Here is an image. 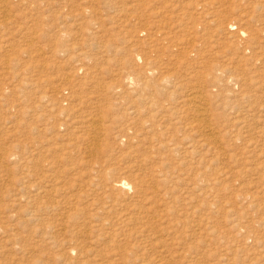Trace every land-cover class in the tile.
Segmentation results:
<instances>
[{
	"label": "rangeland",
	"instance_id": "rangeland-1",
	"mask_svg": "<svg viewBox=\"0 0 264 264\" xmlns=\"http://www.w3.org/2000/svg\"><path fill=\"white\" fill-rule=\"evenodd\" d=\"M152 263L264 264V0H0V264Z\"/></svg>",
	"mask_w": 264,
	"mask_h": 264
},
{
	"label": "bare ground",
	"instance_id": "bare-ground-1",
	"mask_svg": "<svg viewBox=\"0 0 264 264\" xmlns=\"http://www.w3.org/2000/svg\"><path fill=\"white\" fill-rule=\"evenodd\" d=\"M231 27H232V26H231ZM233 29H234V28H233ZM237 33H238V32H237ZM240 34H241V35H244V32H240ZM193 94H194V93H193ZM188 95H189V94H188ZM199 95H200V94H199ZM199 95H198V96H199ZM189 98H190V97H189ZM198 98H199V97H198ZM202 101H203V100H201V102H202ZM192 102H194V101H192ZM199 102H200V101H199ZM201 104H202V103H201ZM201 104H200V105H201ZM192 105H193V104H192ZM200 105H199V107H200ZM201 106H203V105H201ZM195 107H196V110L200 109L199 107H197V105H196ZM201 108H202V107H201ZM194 109H195V108H194ZM200 110L203 111V110H205V109L202 108V109H200ZM201 111H200V112H201ZM198 112H199V110H198ZM203 112H204V111H203ZM203 112H202V113H203ZM202 113H201V114H202ZM90 117H91V116H90ZM195 119H196V118H195ZM204 119H205V118H204ZM90 122H91V121H90ZM203 122H204V121H203ZM204 125H205V124H204ZM90 126H92V124H91ZM93 126H94V125H93ZM98 126H99V125H98ZM201 126H202V125H201ZM96 127H97V126H96ZM204 128H205V127H204ZM92 129H93V128H92ZM203 130H204V129H203ZM98 131H99V130H98ZM98 133H99V132H98ZM206 136H207V135H206ZM209 138H210V137H209ZM95 140H96V139H95ZM210 140H211V139H210ZM200 141H201V140H200ZM205 141H207V143H208V140H205ZM205 141H204V142H205ZM214 141H215V140H214ZM93 143H94V142H93ZM200 143H201V142H200ZM211 143H212V141H211ZM208 144H209V143H208ZM199 145H200V144H199ZM203 145L206 146V144H202V146H203ZM202 146H201V147H202ZM205 146H204V147H205ZM207 147H209V146L207 145ZM117 184H119V185H121V186H124V187L128 186V183H127L126 181H123V180H119V181L117 182ZM39 189H40V188H39ZM142 209H143V208H142ZM140 212H141V211H140ZM142 212H143V211H142ZM144 212H145V211H144ZM138 214H139V213H138ZM140 214H141V213H140ZM142 214H144V213H142ZM142 214H141V215H142ZM75 217H76V216H75ZM160 217H161V216H159V214H158V219H156V220H159V221H160ZM68 218H69V216H68ZM143 218H145V223H142V224H143V225L145 224V225L142 226V227H144V229L146 228L145 230H147V228H152V226H155V225L149 226V223H148L149 218H148V216H147L146 213H145V215H143ZM132 219H134V218H132ZM65 220H66V219H65ZM70 220H73V219H70ZM161 220H163V219H161ZM131 221H132V220H131ZM141 221H142V219H141ZM143 221H144V220H143ZM132 223H133V222H132ZM140 226H141V224H140ZM138 227H139V226H137V228H138ZM137 228H136V229H137ZM141 229H142V228H140L139 230H137V232H139ZM159 229H161V228H159ZM162 230H163V229H162ZM195 230H197V229H195ZM137 232H135V233H137ZM144 232H145V231H144ZM198 232H199V230H198ZM222 232H223V231H222ZM201 233H202V232H201ZM201 233H199V234H201ZM133 234H134V232H133ZM187 234H188V233H187ZM138 235H139V234H138ZM184 235H185V234H184ZM188 235L190 236V234H188ZM134 236H135V235H134ZM179 238H180V236H179ZM175 240H176V239H175ZM156 243H157V242H156ZM149 244H150V243H149ZM153 245H154V243H153ZM150 248H152V247H150ZM154 248H155V247H153V250H154ZM254 254H256V253H254ZM259 254H260V253H259ZM252 255H253V254H252ZM257 255H258V254H256L255 257H258ZM259 256H260V255H259ZM252 258H253V257H252ZM249 259H251V258H249ZM257 259H258V258H257ZM141 260H143V259H141ZM159 260H160V259H159ZM251 260H252V259H251ZM253 260H254V259H253ZM157 261H158V260H157ZM157 261H156V262H157ZM153 262H154V261H153ZM156 262H154V263H156ZM159 262H161V261H159ZM141 263H142V261H141ZM154 263H152V264H154ZM157 264H158V263H157ZM160 264H161V263H160ZM162 264H163V263H162Z\"/></svg>",
	"mask_w": 264,
	"mask_h": 264
}]
</instances>
